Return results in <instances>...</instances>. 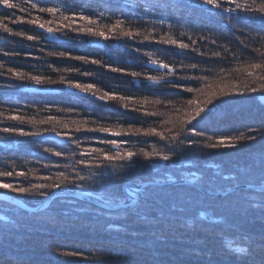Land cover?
<instances>
[{
	"label": "trees",
	"instance_id": "1",
	"mask_svg": "<svg viewBox=\"0 0 264 264\" xmlns=\"http://www.w3.org/2000/svg\"><path fill=\"white\" fill-rule=\"evenodd\" d=\"M10 2L24 10L0 5V128L12 126L39 134L21 136L0 131V171L14 173L0 177L2 183L31 188L60 184L65 177L78 181L80 175L86 177L78 181L82 187L65 183L55 189L87 190L106 201L108 197L99 184L94 187L87 179L95 170L90 165L102 158L95 149L110 150L115 155L117 146L101 141L116 140L122 154L141 149L167 151L173 135L180 133L183 139L188 134L192 126L188 122L201 106L211 108V112L199 124H193L206 135L188 137L199 139V145L178 149L179 158L168 163L166 169L165 162L156 156L151 160L134 157L136 162L129 166L128 174L134 179L154 174L165 179L175 172L188 176L190 171L205 170L229 175L238 170L247 171L259 184L264 159V136L260 134L264 132V103L258 98L264 95V67L252 65H264V14L258 10L264 0H236L241 9L231 13L203 5L201 0ZM33 3L36 8L31 7ZM245 6L253 11H244ZM41 7H58L62 12H41ZM224 7L235 8V3H225ZM81 13L95 23L81 19ZM117 19L123 23L112 28ZM40 24L51 28L62 41H48ZM5 26L12 31H5ZM88 28L104 31L108 38L93 36ZM121 30L132 31L133 37L120 35ZM29 35L36 39L29 40ZM181 42L189 47L181 49ZM61 52L65 55L60 56ZM78 56L88 62L75 59ZM92 59L101 63L92 64ZM153 60L168 64L175 75H169L168 69H152L148 64ZM192 64L197 67H190ZM113 67L123 71L114 72ZM132 72L140 75L133 77ZM31 76H40L44 83L36 84ZM149 76L159 82H152ZM68 81L93 87L81 92ZM35 86L47 91L25 90ZM188 88L193 91L188 92ZM214 88L227 89L211 96L215 107L198 100L200 94ZM253 88L256 91H251ZM105 93L114 98L100 100ZM13 116L24 122L10 119ZM99 127L110 131L90 130ZM153 128L167 139L145 135ZM249 135L256 139L247 140ZM207 136H212V141ZM221 137L228 145L241 146L207 147ZM57 151L60 156L55 155ZM82 159L84 164L80 163ZM121 163L114 161L107 171L123 172ZM20 172L24 176L16 175ZM230 183L226 181L225 186ZM55 189L41 191L49 195ZM0 190L20 197L29 206L47 196L35 194V190ZM248 199L255 202L257 196ZM208 203L216 213L214 224L190 219L199 208L169 215L160 201L138 210L133 207L132 213L117 214V210L63 196L52 199L50 206L38 213L0 200V259L5 264H260L264 258V213L243 201L227 208L220 200ZM63 251L80 255H60Z\"/></svg>",
	"mask_w": 264,
	"mask_h": 264
},
{
	"label": "snow or ice",
	"instance_id": "2",
	"mask_svg": "<svg viewBox=\"0 0 264 264\" xmlns=\"http://www.w3.org/2000/svg\"><path fill=\"white\" fill-rule=\"evenodd\" d=\"M203 5L210 6L213 9H218L220 11L225 12H235L239 9H241L240 3L236 2V0H201ZM255 0H253V3ZM233 4L235 3V8L228 7L225 8L224 4ZM0 5H3L7 9H15V8H21V5L14 4L10 2V0H0ZM32 8H36L37 4L33 3L31 5ZM23 11L24 9L21 8ZM244 11H253V9L249 6H245ZM259 12L264 14V2L260 3L259 5ZM39 11L41 12H49V13H57L62 12L61 8L58 7H41L39 8ZM147 11V9H145ZM100 16H103L104 13L101 12L99 14ZM65 19H68L67 16L64 17ZM81 19L89 20L90 23H95L94 20H91L89 17L84 16L82 13L80 14ZM264 18V17H262ZM28 23H36L35 20H29ZM50 23V22H49ZM123 23V20L117 19L115 25L112 26V28H116L120 26ZM41 28L44 27L43 24L39 25ZM5 31L11 32L12 29L7 28L5 26ZM49 32L52 31L51 28L48 29ZM80 31H84V29H80ZM87 31L92 34L93 36H101L105 39L108 38V36L105 34L104 31H93L92 28H88ZM111 31V29H110ZM19 35L20 33H16ZM120 35L125 37H133L132 31H123L121 30ZM136 35H139L137 32ZM29 40L36 39V37L29 35L27 37ZM147 39V38H146ZM165 43H171L175 44V40H166ZM192 43H195L193 41ZM215 43V41H213ZM179 47L181 49H187L189 47L188 44L181 42L179 44ZM49 55H52V53H49ZM60 56H64L65 53L61 52L59 53ZM215 55L219 56L220 53H215ZM75 59L79 60H85L87 63L88 60L86 57L78 56L75 57ZM92 64H100L101 61L92 59ZM151 63L157 65L158 67H162L164 69H168L169 75H175L174 69H169V65L166 63H159L157 64V61L153 60ZM192 68H196L197 65L192 64L190 65ZM252 67L254 68H260L264 67V65L260 64H253ZM9 72H12V69L8 70ZM112 71L114 72H120L123 71L121 68L113 67ZM17 77L23 78L22 74L19 72L15 73ZM131 75L133 77H137L140 75V73L132 72ZM31 80L35 81L36 84H42L44 83V79L40 76H31ZM149 80H151L154 83H158V79L153 76L148 77ZM48 83H54V81L48 80ZM69 86L75 87L80 89L83 92H89L93 85L91 84H80V83H72V81H68ZM173 87H180L178 84H173ZM264 87V85H262ZM188 92H192L193 89L188 88ZM251 91H256L255 88L251 89ZM107 99H113L114 97L110 96L108 93H105L104 96L99 97L100 100ZM120 99H126L125 97H120ZM189 104H192L193 101L189 100ZM207 105H211L212 107H215V104L213 103L212 99H209L207 101ZM211 112V108H205V107H198L195 111L194 116L192 117V120L188 123L192 126L188 129V134L184 136L183 139H180V133H176L171 137V141L169 142L168 150L167 151H154V152H148L143 149H141L139 152H135L132 150H127L123 154L119 150V146L117 145L116 140H102L101 143H107L111 145H116V152L115 155L110 154L109 151L102 152L101 149L97 148L95 149V152L98 156L102 157L99 159V163H96L94 165H90V167L94 168L95 170L91 172V174L87 177V179L93 181V186H99L101 187L102 191L105 193V195L108 197L106 200V203L110 207H115L117 209V214H128L132 213L135 206V209L138 210L141 207L148 206L152 203H155L156 201H160L161 204L166 205L168 209L169 215H175L176 212H183L186 209L189 208H199L200 210L196 212L194 215L190 217V219L193 222H199V221H207L209 224H214L217 222L216 213L212 210L211 205L208 203L210 201H217L220 200L222 206L225 208L227 207H235L241 204V201H243L244 204L247 205L249 208L257 209L261 213H264V159L261 161V170H260V177H259V184L257 185L248 175L247 171H233L229 175H224L220 171H216L214 173L209 174L205 170H197V171H190L188 173V176H185L183 172H175L170 177H167L163 180L159 178V174H154L146 178H132L128 174V168L131 164H134L136 161L134 160V157L139 158L143 157L146 160H151L153 156H156L159 158V160L165 162V169L167 168V164L172 162L174 159L179 158V151L178 149H183L185 145L188 147H191L193 145H199L200 141L199 139H189V135L201 138L204 137L206 134L197 129L195 127V124H199L202 120L205 119L206 116L209 115ZM203 114V115H202ZM10 119L14 120H20L21 123H23V118L13 116L10 117ZM193 121L195 124H193ZM91 131H98L101 133H108L110 131L109 128L106 127H99L90 129ZM0 131L4 133H16L21 136H27V135H38L39 133H28L23 131L22 129H19L17 127L12 126H6L3 128H0ZM140 130H137L139 132ZM158 135L162 140L167 139L163 136L162 133L156 132V130L149 129L147 132H145V135ZM262 136H264V132L260 133ZM59 135V133H58ZM114 135H120V133H115ZM212 136H207L208 141H212ZM236 140H240L241 137H235ZM249 141H254L256 139V136L249 135L247 138ZM220 146H227L231 147L233 149H236L240 147V144H226V139L221 137L217 140L216 143H208V148H218ZM46 151H50L46 149ZM56 156H60L61 152L57 151L55 152ZM114 161H120L122 162L119 167L123 169V172H117V171H107L109 169V166L113 164ZM80 163L84 164L85 160H81ZM14 173L11 170H4L0 171V177H11ZM18 176H24L23 172L16 173ZM63 175V174H61ZM85 176L78 175V181L85 180ZM78 181H68L65 177L61 180L60 184H39V185H33L31 188H25V187H13L10 183H0V189H12L13 191L19 192V193H33L35 190V194L44 196L47 195L46 192L41 191L44 188L49 189H55L61 187V185L72 184L75 187H82V185ZM226 181H231L230 184L225 186ZM260 187V192L255 193L254 188ZM257 196V200L254 202L252 200H249V196ZM211 213V215L209 214ZM222 219V217L220 218ZM111 226V225H110ZM240 251H243V249H240ZM60 255L67 256V257H74L77 255H80V253L73 252V251H63L60 253ZM251 255V253H249ZM0 264H5L3 259H0ZM260 264H264V258H262Z\"/></svg>",
	"mask_w": 264,
	"mask_h": 264
},
{
	"label": "water",
	"instance_id": "3",
	"mask_svg": "<svg viewBox=\"0 0 264 264\" xmlns=\"http://www.w3.org/2000/svg\"><path fill=\"white\" fill-rule=\"evenodd\" d=\"M153 69H162V67H158L157 65L153 64L150 65ZM260 102H264V96H260L259 98ZM260 188V187H259ZM70 197V198H76L82 201H87L88 203L96 204L104 209H116L115 207H110L107 203L101 202L98 200L96 197H93L90 194L86 193H79L77 191H71V190H55L51 192V195L47 196L39 206L32 207V206H27L20 198H16L15 196L9 194V193H4L0 191V199L4 200L7 204H11L15 207L21 208L27 212L31 213H37L41 212V210L47 208L54 197Z\"/></svg>",
	"mask_w": 264,
	"mask_h": 264
},
{
	"label": "rangeland",
	"instance_id": "4",
	"mask_svg": "<svg viewBox=\"0 0 264 264\" xmlns=\"http://www.w3.org/2000/svg\"><path fill=\"white\" fill-rule=\"evenodd\" d=\"M75 22H79V21H75ZM40 30H42L43 32L45 31L46 32V36H45V38L48 40V41H51V42H53V41H62L61 40V38L60 37H58L56 34H54L52 31L51 32H49L46 28H40ZM99 42H101V40H99V41H93L92 43H94V44H96V43H99ZM157 64H159L158 62H157ZM219 87V86H218ZM68 89H70L71 90V88L70 87H67ZM225 90H227L226 88L225 89H222L221 91L220 90H218V89H216V88H214V89H211V91H209V92H207V93H202V94H200L199 95V99L198 100H201L200 102H204V101H208L209 99H211V96L214 98V95H218L219 93H223V91H225ZM230 95H232V94H230ZM261 96H264V95H261ZM259 98H260V96H259ZM262 103H264V102H262ZM201 107V106H200ZM196 111V110H195ZM176 118H178L177 116H175ZM161 180H163V179H161ZM0 183H2L1 181H0ZM254 189H260L258 186L257 187H255ZM57 190H59V189H57ZM61 190V189H60ZM74 191H77V192H79V193H86V194H90V195H92L93 197H96L98 200H100L101 202H105L106 203V201L105 200H102V199H100V197H99V195H97V194H94V193H92V192H90V191H87V190H84V191H81V190H76V189H73ZM73 190H71V191H73ZM1 192H4V193H9V194H11L10 192H5V191H2V190H0ZM11 195H13V194H11ZM14 196V195H13ZM48 196V195H47ZM46 196V197H47ZM16 198H20V197H17V196H15ZM45 197V198H46ZM44 198V199H45ZM21 199V198H20ZM43 199V200H44ZM42 200V201H43ZM82 201V200H81ZM85 201V200H84ZM83 201V202H84ZM87 202V201H86ZM96 205V204H95ZM98 206V205H97ZM100 207V206H99ZM134 207V206H133ZM102 208V207H101Z\"/></svg>",
	"mask_w": 264,
	"mask_h": 264
},
{
	"label": "bare ground",
	"instance_id": "5",
	"mask_svg": "<svg viewBox=\"0 0 264 264\" xmlns=\"http://www.w3.org/2000/svg\"><path fill=\"white\" fill-rule=\"evenodd\" d=\"M149 66L150 65H153V63H149L148 64ZM151 67V66H150ZM152 68V67H151ZM153 69V68H152ZM158 70H165L164 68H162V69H158ZM69 87V86H68ZM71 88V87H70ZM25 90H28V91H31V92H46L47 91V89L45 90V89H41V88H38L37 86H35V87H26V89ZM80 91V90H79ZM81 92H83V91H81ZM96 97V96H95ZM258 100H259V98H258ZM260 101V100H259ZM55 190H57V189H55ZM55 190H53V191H55ZM60 190V189H59ZM62 190H70V189H67V188H62L61 189V191ZM52 192V191H51ZM49 195H51V193L49 194ZM48 195V196H49ZM65 197V196H64ZM54 198H56V197H54ZM54 198H52V199H54ZM68 198H70V197H68ZM76 199V198H75ZM1 200V199H0ZM22 200V199H21ZM3 202H5L4 200H2ZM23 201V200H22ZM24 202V201H23ZM6 203V202H5ZM25 203V202H24ZM51 203V202H50ZM7 204V203H6ZM9 204V203H8ZM26 204V203H25ZM39 204H41V203H39ZM39 204H37V205H35V206H32V205H30V206H32V207H36V206H39ZM9 205H11V204H9ZM27 206H29L28 204H26ZM11 206H13V205H11ZM49 206H50V204H49ZM48 206V207H49ZM13 207H15V206H13ZM47 207V208H48ZM135 207V206H134ZM17 209H21V208H18V207H16ZM46 209V208H45ZM108 209V208H107ZM21 210H23V209H21ZM44 210V209H43ZM110 210H117V209H110ZM23 211H25V210H23ZM42 211V210H41ZM27 212V211H26ZM29 213V212H28ZM31 213V212H30ZM38 213V212H37Z\"/></svg>",
	"mask_w": 264,
	"mask_h": 264
}]
</instances>
